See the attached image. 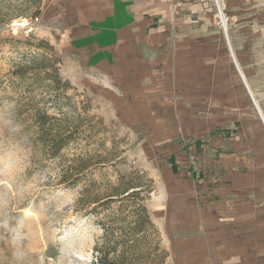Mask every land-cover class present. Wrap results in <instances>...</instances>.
Masks as SVG:
<instances>
[{
    "label": "rangeland",
    "instance_id": "374dc122",
    "mask_svg": "<svg viewBox=\"0 0 264 264\" xmlns=\"http://www.w3.org/2000/svg\"><path fill=\"white\" fill-rule=\"evenodd\" d=\"M26 1L0 0L2 12L21 15L0 24V264H97V247L106 237L102 224L109 226L105 247L110 248L120 234L130 233L141 215L136 211L138 197L100 207L91 202L104 201L119 177L131 173L150 181V193L139 197L154 227L146 229L137 247L157 243L159 264H165L163 235L150 204L158 187L170 179L167 159L176 155L177 177L187 176L189 170L206 181L220 175L216 163L196 160L193 151L181 153L178 146L195 140L212 144L223 138L213 133L227 129L228 136L247 146L245 154L264 155V0H219L221 14L214 0H206V16L192 24L199 31L197 37L172 53L168 71L150 83L148 96L130 97L136 109L147 111L141 114H128L126 108L117 113L116 97H95L64 79L61 56L40 36L37 19L28 17L33 9H25ZM219 17L227 20L225 31ZM235 62L247 86L239 79ZM16 63L37 73L27 75L29 91L37 100H54V86L45 73L55 69L56 77L69 84L63 94L68 105L79 112L83 107L101 123L89 145L82 142L66 153L72 157L86 152L92 161L96 156L112 159L90 169L85 182L67 188L60 183L66 164L35 153L27 124L15 117L10 73ZM206 149L201 148L202 156L214 158Z\"/></svg>",
    "mask_w": 264,
    "mask_h": 264
},
{
    "label": "crops",
    "instance_id": "0c3cea01",
    "mask_svg": "<svg viewBox=\"0 0 264 264\" xmlns=\"http://www.w3.org/2000/svg\"><path fill=\"white\" fill-rule=\"evenodd\" d=\"M206 8V0H41L36 24L60 54L64 79L95 97H116L117 113L126 108L141 114L147 111L136 109L130 97L149 95L172 53L197 37L192 24L206 16ZM226 131L214 132L223 138L212 144L195 140L176 150L216 163L217 179L206 181L190 170L177 177L176 155L167 159L170 179L150 204L165 264H264V155L245 154L247 146ZM204 146L214 158L202 156Z\"/></svg>",
    "mask_w": 264,
    "mask_h": 264
},
{
    "label": "trees",
    "instance_id": "16d2710c",
    "mask_svg": "<svg viewBox=\"0 0 264 264\" xmlns=\"http://www.w3.org/2000/svg\"><path fill=\"white\" fill-rule=\"evenodd\" d=\"M25 3L27 4L25 9H33L32 14L28 17L36 20L40 14L41 0H27ZM3 7L0 6V24H9L12 20L21 17V15L2 12ZM54 63H56V60H54ZM45 68L43 67V69ZM55 71V69H52L51 73H45V79L54 86V100H37L36 96L31 95L27 75L30 74L35 77L37 73L34 74V69H31L29 65L14 64V69L10 73V77L13 78L10 80V86L16 93L15 117L27 124L25 129L35 153L44 160H56L61 164H66L62 169L60 183L67 188H73L87 180V173L90 169L110 163L112 159L108 160L102 156H96L92 161L86 152L72 157H68L66 154L68 150L74 149L82 142L89 145V140L95 136L98 130L97 126L101 123L98 120L94 122L95 119L89 116L88 110H83V107L81 108L82 111L79 112L75 105H68L69 99L63 94L69 88V84L61 82L56 77ZM17 89H22V93L17 94ZM62 100L65 101L67 109H63ZM47 103L50 104L49 107H47ZM50 109L53 111L50 112ZM170 163L175 168L172 158H170ZM143 180V177L136 173L127 176L122 175L119 177L117 184L110 187L104 201L100 202L94 199L91 202L92 206L100 207L114 202L123 204L129 198L135 199L136 197L137 199L138 197L137 201L139 203L136 205V211L141 215V219L134 223L128 235L126 233L123 236L120 234L119 239H114L110 244L111 249L105 247V240L110 235L107 233L109 226L105 227L102 224L106 237L104 236V242L97 247V264H159L161 262L157 243L151 248L137 247L141 243L140 241L144 237L146 229L154 230L147 210L141 204L142 199L139 197L144 191L150 193V181Z\"/></svg>",
    "mask_w": 264,
    "mask_h": 264
},
{
    "label": "built area",
    "instance_id": "2783aa9c",
    "mask_svg": "<svg viewBox=\"0 0 264 264\" xmlns=\"http://www.w3.org/2000/svg\"><path fill=\"white\" fill-rule=\"evenodd\" d=\"M218 1L219 0H214L218 14H221L219 6H218ZM219 19L221 21V25L222 26L224 25V31H225V24H226L227 20H223L221 17H219Z\"/></svg>",
    "mask_w": 264,
    "mask_h": 264
},
{
    "label": "water",
    "instance_id": "95a60500",
    "mask_svg": "<svg viewBox=\"0 0 264 264\" xmlns=\"http://www.w3.org/2000/svg\"><path fill=\"white\" fill-rule=\"evenodd\" d=\"M257 110V109H256ZM257 112H258V110H257ZM259 113V112H258Z\"/></svg>",
    "mask_w": 264,
    "mask_h": 264
},
{
    "label": "bare ground",
    "instance_id": "6f19581e",
    "mask_svg": "<svg viewBox=\"0 0 264 264\" xmlns=\"http://www.w3.org/2000/svg\"><path fill=\"white\" fill-rule=\"evenodd\" d=\"M21 25H23V24H21Z\"/></svg>",
    "mask_w": 264,
    "mask_h": 264
}]
</instances>
